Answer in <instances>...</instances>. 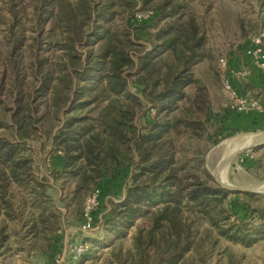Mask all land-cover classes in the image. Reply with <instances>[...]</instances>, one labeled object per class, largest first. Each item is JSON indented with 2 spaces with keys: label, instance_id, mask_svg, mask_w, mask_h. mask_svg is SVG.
<instances>
[{
  "label": "trees",
  "instance_id": "16d2710c",
  "mask_svg": "<svg viewBox=\"0 0 264 264\" xmlns=\"http://www.w3.org/2000/svg\"><path fill=\"white\" fill-rule=\"evenodd\" d=\"M120 2L124 10L117 13L101 9L95 0H77L76 6L43 1L46 7H58L54 28L64 35L54 68L43 76V88L52 92V107H69V116L53 138L58 150L49 152L51 173L63 181L64 198L99 191L94 225L104 213L106 229L117 237L142 221L136 225L131 264L183 261L194 248V229L201 223L218 238L244 247L264 240V207L245 202L264 195L221 187L204 168V155L179 148L178 141L201 139L205 131L202 120L191 118V107L202 113L208 106L206 90L193 76L205 56L203 23L184 0ZM139 4L153 13L151 19L133 20ZM43 5L40 20L42 14L52 16ZM116 17L121 23H114ZM140 42L148 43L151 51L145 53ZM42 65L39 62L40 73ZM132 86L140 97L131 93ZM190 87L194 95L187 93ZM144 104L156 108L162 118L147 120L138 133L134 121ZM175 111L182 116L171 117ZM257 115L228 109L221 120H256ZM14 125L17 143L0 144V212L13 221L30 198L39 211L31 233L38 227L41 234L52 233L59 217L47 214L48 186L34 174L32 158L22 153L26 140L37 139L31 109L19 105ZM45 146L40 145L42 152ZM121 173L125 180L120 185L116 178ZM14 185L17 194L11 193ZM106 193L120 197L106 206ZM6 238L1 235L0 245ZM58 241L62 245V238Z\"/></svg>",
  "mask_w": 264,
  "mask_h": 264
},
{
  "label": "rangeland",
  "instance_id": "374dc122",
  "mask_svg": "<svg viewBox=\"0 0 264 264\" xmlns=\"http://www.w3.org/2000/svg\"><path fill=\"white\" fill-rule=\"evenodd\" d=\"M43 1L0 0V144L10 146L17 143L14 114L19 105L25 110L31 109L37 139L26 140L22 153L32 158L34 174L47 184L48 194L51 196L50 203L47 205V214L54 212L59 217V223L56 231L52 233H39L42 227H38L36 233H31L32 222L37 220L39 211L32 205L30 198L24 208L21 206L22 209H17L16 214L19 218L13 221L0 212V237L2 234L7 236L6 241L0 245V264H48L53 257L55 245L59 244L58 248L61 245L58 239L64 240L65 235L74 242H85L89 245L85 255L75 264H131L135 252L133 241L136 225L142 221L137 220L134 227L117 237L106 229L103 223V213L99 216L100 222L96 224L95 232L80 233L83 210L90 193L70 195L64 198L63 181L56 179L51 173L49 165L53 155L49 152L57 149L53 138L69 116L67 115L69 107L63 106L59 111L54 109L51 89L43 88V76L49 68H54L57 57L61 54L57 50V44L64 37L60 29L54 28L53 30L52 24L43 22L44 14L40 20ZM184 1L192 10L191 0ZM243 3L242 19L239 17L236 20V6L233 1L226 0L224 5L220 0L221 6L227 10V32L230 38L240 42L234 44L236 47H243L249 37L256 33L253 23L255 0H243ZM140 8L143 9L142 5ZM192 12L194 13L193 10ZM194 15L201 21L197 14L194 13ZM204 35L206 36L205 33ZM140 44L146 47L145 53L151 51L148 43L140 42ZM234 45L230 44V47ZM227 48L226 45H218L212 39L210 42H205V56L194 67L193 76L199 85L205 88L208 106L202 113L198 112L196 107H191L194 115L191 118L202 120L205 131L201 139L196 137L186 140L184 138L185 140L178 141L181 150L191 155H204V168L211 176L222 159V143L225 140L239 134L264 133L262 114H258L256 120H221V116L231 104L222 87L218 64L219 59L225 57ZM39 62L43 64L41 73L38 72ZM50 84L54 87L53 81ZM130 91L140 97L133 86L130 87ZM194 92L193 87L187 89L190 95H194ZM144 105L134 121L138 133H141L148 125L147 120L155 119L158 115L162 118L156 108L149 104ZM25 113L26 111L23 114ZM152 113L154 116H151ZM76 114L78 113H72L70 116ZM170 116L177 118L182 116V113L175 111ZM216 140H219V143L215 145L213 142ZM40 145H46L45 151H41ZM247 149L235 155L230 163L227 179L231 187L246 189L264 182V144L253 147L252 160L246 164H239L238 159L244 156ZM123 180H125V175L121 173L117 176L116 182L121 185ZM16 188L15 185L12 186V194L18 193ZM118 194L124 195L125 189L119 191ZM257 194L264 195L263 192ZM104 195L106 206L109 205L110 199L116 200L120 197L108 193ZM27 196H29L28 193ZM245 202L251 204L253 208L264 207V198L246 199ZM15 204L18 206L19 202L16 201ZM50 219L53 222L54 217ZM193 240L194 249L182 264H202V261L205 264H215L226 246L213 230L202 223L195 227Z\"/></svg>",
  "mask_w": 264,
  "mask_h": 264
},
{
  "label": "crops",
  "instance_id": "0c3cea01",
  "mask_svg": "<svg viewBox=\"0 0 264 264\" xmlns=\"http://www.w3.org/2000/svg\"><path fill=\"white\" fill-rule=\"evenodd\" d=\"M62 1L63 4L68 2L72 6L77 5V0ZM232 1L236 6L235 19L237 18L236 20H238L239 17L242 19L241 17L244 14L243 0ZM263 1L264 0H255L254 3L253 18L255 20L253 23L256 33L259 32L262 25L261 9ZM222 2L225 5L226 0H222ZM95 3L101 7V9L107 7L109 12L115 11L120 13L124 10L120 0H95ZM190 3L192 5V10L201 18L203 23L206 34L205 42H210L212 39L218 45H226L228 48L225 50V57L228 59L230 66L236 70H244L247 72V75L243 80L236 82L239 89L247 94L264 92V73L255 70L246 58L245 50L247 43H245L243 47H236L234 45L235 43L240 42H236L233 38H230L229 33L227 32V10L221 6L220 0H191ZM45 5L46 3L43 6ZM44 9H48V12H52V16L45 13L43 20L49 25L52 24L51 26L54 28L55 16L59 11L58 7L56 5H48L47 7L45 6ZM114 23L119 24L121 22L117 18ZM230 44L234 46L230 47ZM228 120L232 119L228 118ZM221 241L224 242L226 246L215 264H264V240L258 241L250 247L234 244L224 239ZM193 249L186 254L185 258ZM184 260L177 264H182ZM202 264H205V262L202 261Z\"/></svg>",
  "mask_w": 264,
  "mask_h": 264
},
{
  "label": "built area",
  "instance_id": "2783aa9c",
  "mask_svg": "<svg viewBox=\"0 0 264 264\" xmlns=\"http://www.w3.org/2000/svg\"><path fill=\"white\" fill-rule=\"evenodd\" d=\"M140 6L139 4V7L136 8L133 20L135 22H143L151 19L153 13L143 10ZM261 19V29L248 39L245 56L255 70L264 73V1L261 9ZM218 64L224 93L231 101L228 109L242 115L262 114L264 116V92L247 94L242 92L236 83L243 80L247 72L232 68L226 57L220 58ZM151 116H154V113ZM252 149H247L244 156L238 159L239 164H245L253 159ZM99 208L100 192L93 191L87 196L85 202L83 222L79 228L80 233L88 234L97 230L96 225H94L93 214ZM88 247L87 243L74 242L65 235L60 250L49 264H75L85 255Z\"/></svg>",
  "mask_w": 264,
  "mask_h": 264
},
{
  "label": "bare ground",
  "instance_id": "6f19581e",
  "mask_svg": "<svg viewBox=\"0 0 264 264\" xmlns=\"http://www.w3.org/2000/svg\"><path fill=\"white\" fill-rule=\"evenodd\" d=\"M264 143V133L258 134H239L225 140L223 145L222 159L212 172L216 180L226 187H231L227 179V171L234 156L245 149H250ZM256 192L264 193V183L253 187Z\"/></svg>",
  "mask_w": 264,
  "mask_h": 264
},
{
  "label": "water",
  "instance_id": "95a60500",
  "mask_svg": "<svg viewBox=\"0 0 264 264\" xmlns=\"http://www.w3.org/2000/svg\"><path fill=\"white\" fill-rule=\"evenodd\" d=\"M263 144H264V143H263ZM260 145H262V144H260ZM255 147H256V146H255ZM212 176H213L214 181H215L217 184H219L221 187H223V188H225V189H228V190H230V191L250 192V193H260V192H256V191H254V190H252V189H253V187L259 186L260 184L264 183V182H261V183L254 184V185H252V186H250V187H248V188H246V189H239V188H234V187H226V186H223L222 184H220V183L216 180V178H215V176H214L213 173H212Z\"/></svg>",
  "mask_w": 264,
  "mask_h": 264
}]
</instances>
